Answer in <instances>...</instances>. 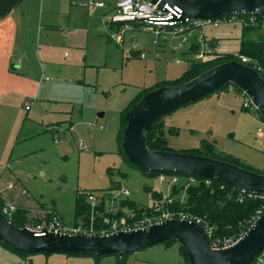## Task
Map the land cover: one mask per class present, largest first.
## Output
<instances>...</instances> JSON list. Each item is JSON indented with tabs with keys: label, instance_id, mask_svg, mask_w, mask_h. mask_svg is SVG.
<instances>
[{
	"label": "rangeland",
	"instance_id": "obj_1",
	"mask_svg": "<svg viewBox=\"0 0 264 264\" xmlns=\"http://www.w3.org/2000/svg\"><path fill=\"white\" fill-rule=\"evenodd\" d=\"M128 25L131 28L123 31L122 43L106 36L95 38L85 51L87 66L79 71L74 82L54 86L47 110L41 111L37 102L19 104L21 110L17 112L25 123L21 130L20 121L17 122L19 140L15 145L13 139L10 144L15 145L16 152L13 158L10 153L4 158L0 156V194L15 207L32 211L43 207L56 209L61 222L71 226L78 191L115 201L129 199L142 206L155 203L151 193H171L167 184L170 179L160 183L157 177L134 168L124 159L119 134L129 105L151 88L180 79L190 64L182 47H177L179 38L175 40L173 34L162 35L163 43L161 39L153 43L156 37L147 25ZM184 36L189 47L196 39L195 45L201 52L213 53L204 55L206 61L218 54L237 56L241 27L238 23L221 24ZM209 41L213 42L212 47ZM45 76L51 79L47 84L52 85L54 77ZM240 92L231 86L209 94L164 117L156 128L172 152L211 147L221 156L264 174V120L256 109L243 110ZM30 104L28 112L25 106ZM101 113L103 117L98 116ZM48 125L56 130L53 134L58 137L57 143L50 132H44ZM259 129L262 135L258 134ZM23 153L26 156L22 157ZM121 189L128 191L127 197L120 194ZM184 197L181 192L180 198ZM109 204L108 199L106 205ZM21 255L27 261L23 262L33 264H185L177 242L141 249L123 260L117 255L98 259L57 253Z\"/></svg>",
	"mask_w": 264,
	"mask_h": 264
},
{
	"label": "water",
	"instance_id": "obj_2",
	"mask_svg": "<svg viewBox=\"0 0 264 264\" xmlns=\"http://www.w3.org/2000/svg\"><path fill=\"white\" fill-rule=\"evenodd\" d=\"M182 11L180 21L241 14H257L264 19V0H152ZM224 84L246 95L264 119V80L256 70L236 61L217 65L177 86L159 87L146 93L124 116L122 149L134 168L148 173H167L210 179L238 191L264 197V175L233 164L190 153L156 151L147 147L153 124L175 110L212 94ZM103 117V114H98ZM170 240L186 252L188 264H250L264 248V213L242 238L226 249L209 246L204 229L195 223L173 219L143 229L117 232L109 236H37L15 227L0 210V243L20 254H69L101 258H123L135 251Z\"/></svg>",
	"mask_w": 264,
	"mask_h": 264
},
{
	"label": "crops",
	"instance_id": "obj_3",
	"mask_svg": "<svg viewBox=\"0 0 264 264\" xmlns=\"http://www.w3.org/2000/svg\"><path fill=\"white\" fill-rule=\"evenodd\" d=\"M100 1L104 3V7L89 12L85 7V0H0V156L3 158L8 153L10 158L14 157L15 145L19 140V135H16L17 122L20 121L21 130L25 123L17 112L19 104L26 101L37 102L41 111L47 110L54 86L61 87L65 82H74L79 71L87 66L85 51L95 38H111L113 33L121 34L116 27L107 24L117 0L113 1L114 4L110 0ZM122 34L120 43L123 41ZM155 37L153 43L161 39V36ZM176 38L174 37L175 40ZM161 41L165 42V38ZM194 41L190 47L187 41L182 46L189 64L190 61L202 62L204 55L213 54L206 52L198 59L197 54L201 53V48L198 46V51L193 53L191 47L197 46L196 39ZM46 74L54 77L52 85L47 84L51 83V79ZM42 95L45 97H40ZM31 106L26 105L25 110L31 112ZM35 116L36 114L32 116L33 122ZM49 125L44 132H50L54 136L56 130L49 129ZM30 138L32 136L24 140ZM13 139L14 147L10 146ZM24 154L27 153L21 156H26ZM19 156L17 151L16 158ZM52 210L59 217L56 209ZM23 257L0 246V264H33L32 261L23 262L26 261Z\"/></svg>",
	"mask_w": 264,
	"mask_h": 264
},
{
	"label": "trees",
	"instance_id": "obj_4",
	"mask_svg": "<svg viewBox=\"0 0 264 264\" xmlns=\"http://www.w3.org/2000/svg\"><path fill=\"white\" fill-rule=\"evenodd\" d=\"M240 17H246L245 14H241ZM261 19V17H259ZM241 36L239 38V48L237 56L233 54H218L213 59H208L202 62H193L190 61L189 70L184 73V75L176 80L173 83H165L159 86L151 88V90L146 93L159 88V87H169V86H177L184 84L203 72L226 62L236 61L240 64H243L240 61L241 57H245L249 59V63L243 64L245 66L255 68L261 78L264 80V31L260 28L259 25H241ZM252 35L256 38L253 39ZM210 46H213V42L209 41ZM193 53L198 51L197 46H192ZM235 86L230 84H224L219 89L214 92H218L223 89L226 90L229 87ZM238 90V89H237ZM240 92V90H238ZM213 92V93H214ZM146 93L140 96L137 100H135L131 105H129L125 112L126 113L135 105ZM241 95H244L240 92ZM246 96V95H244ZM243 110H245L243 108ZM254 110V109H253ZM249 111V110H245ZM260 116V115H259ZM261 117V116H260ZM262 118V117H261ZM161 118L157 120L150 129V132L147 137V147L151 150L156 151H171L166 141L163 138L160 130H157L156 126L162 121ZM263 119V118H262ZM264 120V119H263ZM162 125V124H161ZM126 127V122L123 119L122 122V131L119 134V142L122 143L123 140V131ZM160 128V127H159ZM157 130V132L155 131ZM122 155L124 159L128 162L123 149L121 148ZM172 152V151H171ZM194 155H200L208 158H212L219 161H224L235 166L247 169V167H243L240 163L233 158L221 156L219 153H216L211 147L202 148L199 150H195L193 152H187ZM131 165V164H130ZM132 166V165H131ZM144 172V171H142ZM254 172V171H253ZM150 176L157 177L160 173H148L144 172ZM259 173V172H256ZM167 174V173H166ZM260 174V173H259ZM170 175H178V174H170ZM264 175V174H263ZM184 176V175H178ZM187 177V176H184ZM223 186V189L220 187ZM171 193L168 198L172 199V203L168 204V202H163L162 194H152V199L155 200V203L150 206H142L129 199L126 200H117L114 204L116 208L115 217L121 218L124 217L127 221L130 220H140L145 217H152L160 214V211H170V212H182L190 215L192 218H200L208 227H213L211 238L217 240H236L243 236L249 227L251 226L253 219H255L260 212L263 211L264 207V198L261 197H250L247 194L242 196V200H240V196L238 190L225 185L220 182L213 181L211 186H207L204 184L203 179L198 178V182L196 184H190L188 186L185 185H174L171 187ZM184 192L185 197L180 198V193ZM92 194L89 191L77 192L75 199V213H74V224L78 225L80 223H84L86 225L93 220L96 223L95 228H99L102 224V219L104 217H109L111 214L107 213L106 210V197L104 195H95L98 199L94 206L88 202L87 196ZM2 206V202L0 200V207ZM44 208V207H43ZM29 209H18V211L12 215L9 219L10 222L17 228H24L26 223L29 222L27 214ZM52 215H49L48 218H51ZM211 241V239H210ZM172 242H176L174 240H170L164 242L165 244H170ZM179 245V244H178ZM0 246L8 249L6 246L0 243ZM10 250V249H8ZM11 251V250H10ZM13 252V251H12ZM15 253V252H13ZM19 254L20 253H15ZM179 254L183 258L185 264H188L187 256L185 250L179 245ZM127 256L121 258V260L126 259ZM98 259V258H95Z\"/></svg>",
	"mask_w": 264,
	"mask_h": 264
},
{
	"label": "built area",
	"instance_id": "obj_5",
	"mask_svg": "<svg viewBox=\"0 0 264 264\" xmlns=\"http://www.w3.org/2000/svg\"><path fill=\"white\" fill-rule=\"evenodd\" d=\"M85 7L89 12H92L93 9H100L104 7V3L100 0H85ZM113 13L109 16L107 20L108 26L113 25L116 27L119 32L122 34L123 31L130 29L131 27L128 25L130 22H138L143 23L149 27L155 36L160 37L162 35L173 34L174 37L179 38L177 43V47L181 48L184 46V43L187 41V36L185 34H190L192 31L196 29H202L206 27L216 28L221 24H229V23H238L241 25H259L260 28L264 31V19L257 14H245L246 17H240V15H232V16H224L217 18H208V19H195L190 20L186 19L183 23L180 21L182 11L178 7H170L169 5H164L163 7L159 6V3H154L152 0H117L114 4V8L112 9ZM121 34L113 33L111 38L115 39L117 43L121 41ZM209 54L210 52L207 51ZM204 53H198L197 58L200 59L203 57ZM143 57V56H142ZM240 61L243 64L249 63V59L245 57H241ZM255 70V68H253ZM241 99L243 100L242 108L245 110L252 111L254 109L251 104L250 99L247 96L242 95ZM28 109V107L26 108ZM258 134L262 135L263 131L261 129L258 130ZM54 137V142L57 143L58 137L56 135ZM184 178V179H181ZM157 179L160 183H165L167 179H170L167 184L169 186L174 185H185L188 186L190 184H196L198 182V178L191 176H178V175H170L165 173H160L157 176ZM204 184L207 186H211L213 181L210 179H203ZM9 188H12L10 186ZM223 189V186L220 187ZM240 200H242V196L247 194L250 197H256L257 195L244 193L238 191ZM120 194L124 197L128 196L127 190H120ZM169 195L163 196V202H168V204L172 203V199L168 198ZM261 197V196H258ZM264 198V197H261ZM0 200L2 202V206L0 207L2 215L8 220L18 211V208L14 205L5 202L0 194ZM87 200L91 203L92 206L96 204L98 201L95 195L89 194L87 196ZM117 202L112 198H109V205H106V210L108 214H111L109 217H104L102 219V224L99 228H95L96 223L91 219L89 223L84 225V223H80L78 225L66 226L57 216V213L52 209H37L30 210L27 214L29 222L26 223L25 229L30 230L37 236H42L47 233H51L54 235L64 234V235H81L87 237L93 236H109L115 234L117 232H128L132 230L143 229L145 227L151 226L153 224L165 222L168 220L179 219L185 220L188 222L195 223L200 225L207 236L209 246L212 249H226L230 246H233L237 243L241 238L236 240H217L212 239V230L213 227H208L203 220L200 218H192L190 215L182 212H170V211H160V214L144 219L138 220H130L127 221L124 217L117 218L116 208L114 204ZM264 213L263 211L259 213V215L253 219L254 221ZM49 215H52L51 218H48ZM10 221V220H9ZM251 224V225H252ZM211 239V241H210ZM250 264H264V248L261 252L254 258V260Z\"/></svg>",
	"mask_w": 264,
	"mask_h": 264
}]
</instances>
